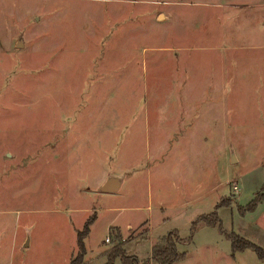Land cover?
I'll return each instance as SVG.
<instances>
[{
    "label": "rangeland",
    "instance_id": "1",
    "mask_svg": "<svg viewBox=\"0 0 264 264\" xmlns=\"http://www.w3.org/2000/svg\"><path fill=\"white\" fill-rule=\"evenodd\" d=\"M236 1L0 0V264H71L93 215L79 264H147L169 230L172 264H264L228 238L264 249V66L215 78L224 57L238 74L242 17L264 29V4ZM213 211L224 233L190 243Z\"/></svg>",
    "mask_w": 264,
    "mask_h": 264
},
{
    "label": "trees",
    "instance_id": "2",
    "mask_svg": "<svg viewBox=\"0 0 264 264\" xmlns=\"http://www.w3.org/2000/svg\"><path fill=\"white\" fill-rule=\"evenodd\" d=\"M256 205H257L256 201L250 202V206L255 207ZM211 214L214 215V219L212 220L207 219V216H202L200 217V219L195 220L191 223L190 236L187 237L188 240L192 239V235L194 231H196L199 228V226H201L200 224L217 227V229L220 232L224 233L221 220L217 216L218 214L215 211H213ZM96 218H97L96 215L91 216L86 222L84 229L78 231V247H79V252L77 255L78 258L76 257L75 259H73L71 261V264H79L78 263L79 259L82 260L84 258V255H86L87 251H86L85 238L90 233L91 230L90 226L94 223ZM113 235L115 236L114 233ZM228 238L231 242V247L234 252L243 251L247 248H253L256 254L264 259V249L261 246L251 243L250 241H248V239L238 235L235 232H231V234L228 235ZM182 241H184V239L181 238L177 233L170 232L167 236L162 237L159 243L153 246L151 259L160 264H171L176 260L182 258L185 255V253L179 252L177 250V244ZM117 249L118 247L112 249L108 253V258H109L108 264H114V261L118 258H121L124 264H138L139 260L136 257H132L131 258L132 262H128V259L130 258L126 254V251L124 249L122 250H117ZM146 262L148 264V262L150 261L146 260Z\"/></svg>",
    "mask_w": 264,
    "mask_h": 264
},
{
    "label": "crops",
    "instance_id": "3",
    "mask_svg": "<svg viewBox=\"0 0 264 264\" xmlns=\"http://www.w3.org/2000/svg\"><path fill=\"white\" fill-rule=\"evenodd\" d=\"M237 1H236V3H238V4L248 3L250 5H251V2H254L255 6H259V5L264 4V0H242V1L239 0L240 2L239 1L237 2ZM256 15L257 14H251V16L248 15L247 17H242V19H244L243 21L246 23L244 27L246 28V31L249 33L248 37L246 38V44L234 43V44L226 45L228 53H232V52L236 53L235 50H239L237 52L240 55H245V56H242L241 58H239V63H240L241 67L239 66V68L237 69L238 74L235 73V75H234L235 77H233V78L228 77L231 75L230 73L228 74L227 71H225V69L227 67L226 65L228 63V59H227V57L223 58V62H222V64H223L222 71L223 72L221 74H217V76L215 75L216 79H220L219 84L225 85L226 82H228V80H234V81H237L238 85H240V86H244V85L247 86V85H251V84L256 85V84H253V82L248 83L247 81L250 79L253 81L254 79H256V77L260 78V73L257 71H258V67L264 66V29H262V26L256 25V23H259V22L249 21L251 19H254V17H256ZM262 21H264V19H262ZM223 53H227V52L224 51ZM227 68H231V67H227ZM261 76H263V75H261ZM196 129H198L197 131H199V128H197V126H196ZM200 129H201V127H200ZM197 133H199V132H197ZM112 179L117 181V183H118L117 188L115 190L105 191V192L114 193V192H119L122 189L125 180L120 178V177H117V176L112 178ZM112 179H107L104 182V184L101 186L100 189L102 190L105 183H107V181L112 180ZM190 227H191V225H190ZM147 230H148V226H147ZM147 230H146V232H147ZM174 230H176V229H174ZM169 231H171V230H169ZM167 233H165L162 237H164ZM162 237H160L159 240ZM159 240L157 242H159ZM25 241H26V239L24 240V242ZM190 243H192V240L190 241ZM155 244H157V243H155ZM179 246L180 245H178V248H179ZM129 253L140 260V258L135 253H131V249H129ZM151 255L152 254H150L146 258V260H149V261L151 260L150 263H153V260L151 259Z\"/></svg>",
    "mask_w": 264,
    "mask_h": 264
},
{
    "label": "water",
    "instance_id": "4",
    "mask_svg": "<svg viewBox=\"0 0 264 264\" xmlns=\"http://www.w3.org/2000/svg\"><path fill=\"white\" fill-rule=\"evenodd\" d=\"M117 185H118L117 181L112 179V180L107 181V183H105L102 190L103 191L115 190L117 188Z\"/></svg>",
    "mask_w": 264,
    "mask_h": 264
},
{
    "label": "built area",
    "instance_id": "5",
    "mask_svg": "<svg viewBox=\"0 0 264 264\" xmlns=\"http://www.w3.org/2000/svg\"><path fill=\"white\" fill-rule=\"evenodd\" d=\"M108 240H110V239H108Z\"/></svg>",
    "mask_w": 264,
    "mask_h": 264
}]
</instances>
